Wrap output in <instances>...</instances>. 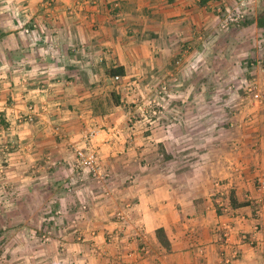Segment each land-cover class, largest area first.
Segmentation results:
<instances>
[{
	"label": "crops",
	"instance_id": "crops-1",
	"mask_svg": "<svg viewBox=\"0 0 264 264\" xmlns=\"http://www.w3.org/2000/svg\"><path fill=\"white\" fill-rule=\"evenodd\" d=\"M6 1L0 29L12 46L1 54V77L18 109L5 111L39 113L14 126L23 143L9 166L20 172L9 174L23 183L17 194L35 201L38 224L56 212L65 226L47 247L34 250L31 237L21 239L30 244L18 258L28 262L33 250L55 264H264V215L254 245L238 243L252 229L256 169L264 170V99L257 104L231 92L253 82L264 93V71L255 69L256 59L264 61V29L257 26L264 0H55L48 9L44 0ZM234 12L242 19L230 23ZM173 63L183 81L198 77L193 82L213 66V77H227L231 88L225 95L181 91L185 101L167 111L175 121L160 124L142 113L128 123L140 108L119 104L101 113L93 105L144 78L176 77ZM107 65L123 68L120 83ZM90 130L106 175L100 181L72 166L73 148L84 146ZM34 217L17 225L30 226ZM227 226L234 257L221 241Z\"/></svg>",
	"mask_w": 264,
	"mask_h": 264
},
{
	"label": "rangeland",
	"instance_id": "rangeland-1",
	"mask_svg": "<svg viewBox=\"0 0 264 264\" xmlns=\"http://www.w3.org/2000/svg\"><path fill=\"white\" fill-rule=\"evenodd\" d=\"M2 1L4 0H0V12H2L5 9V5L7 3L6 0L5 2ZM3 36L4 34L1 32L0 29V57L2 56L1 54L4 52L3 49L5 45L12 46L9 43L5 44L2 42ZM11 51L13 50H10L9 52ZM11 54L13 53L11 52ZM14 57H16V51L15 54L13 55V58L11 57L10 60L11 63H14L16 59ZM257 61H258L257 68L255 69L260 71L262 68L263 69L262 71H264V67H263L264 61L261 63L260 61L262 60L256 59V62ZM173 64L170 66L169 70L171 71V73H174L176 77H168L172 80L167 81L168 78L156 77L153 80L149 79V81H147L144 78L140 81V83L131 86V88L125 90L123 93L119 95L117 94L115 96L112 93L111 94L108 93L100 98L97 97L98 99L94 98L93 105L98 106L100 108L102 107L107 111L111 109L114 105H119V104L130 108L131 107L140 108L139 113L134 112L131 115H129V120L127 121L128 123L134 122L135 119L138 120L142 113L144 117L147 118V121L151 122L152 120L160 124L161 122L164 123L169 122L170 118H172V120L175 121L174 116L168 114L167 111L174 105L177 106L179 103H180L179 105H181L180 101L184 99L182 96H179L181 91L185 90L188 92V91H194V89H196L203 91L202 93L204 94L207 93V91L211 90V91L223 92L222 95H225L224 92L228 91L231 88L232 83L229 82V79L227 80V77H218V76L213 77V74L215 73L213 66L203 68V70H201L202 77H200V80H198L199 82H193V78H196L197 80L198 77H188L186 81H183L182 79H185V77H182L181 74L179 73V69H178L179 66L176 63ZM243 67L246 68V65H244ZM3 68H4L3 62L0 60V264H55V262H52L54 259H51V263H49V258L46 256L44 257L45 259L44 258L37 259V257H34L33 250H31V253L26 252V254L31 255V256L29 255L27 256L28 262H25L24 260L21 261L22 258H18L20 255H22L21 252L24 249H27L28 244H30V241L28 242V240H25L27 243L22 242L24 237L27 238L31 237V244L32 246L34 245L32 249L34 250L36 249L35 247L37 244L47 247V245L49 246L54 241V234L57 233L59 228L64 225L61 222V218H60L61 215L56 212L52 213L51 215L52 219L50 220L51 221L50 223L47 224L42 223L41 225L38 224L37 219H35L37 216L34 217V214L37 215V211H34V206H33L35 201L32 198H31L32 201H30L29 199L30 197H27L26 199L25 197L22 198L24 196V194H22L23 192L21 194H17L19 193L20 190H18L16 187H18V185L22 186L23 183L21 182V180H19L18 177L14 178L11 177V174H9V173L16 174L17 172H20L17 166L12 167L9 165L14 163L12 158L10 157L17 155V151H19V145L23 143L21 138L22 134L19 137L18 134L19 130L16 129V127L14 126L23 123L20 120L21 118L19 119V117L22 116L23 118L25 115L21 114L22 112H20L19 110L18 112H14V113L12 112V114L10 113L8 115L7 112L5 111L6 108L8 109L10 107H13L12 109H16V110L18 108H17L16 99L13 96L15 91L13 90V92L11 91L9 93H7L6 91L7 90L6 86L8 85L9 82H7L8 77H1V75L5 72V70L3 71ZM113 69H117V68H112L110 65H107L105 67L106 74ZM251 71L252 70L244 73H249L248 76L251 77L250 75ZM191 73H193V70H191ZM10 78L13 80L15 77H10ZM214 78L216 80L219 79L221 81L217 82ZM224 79L225 81H223ZM120 81L118 83H120ZM238 84L239 83L236 84L237 88L231 89V92L234 90L235 94L236 93L242 94L244 92V88L238 87ZM211 85H213V87ZM202 97L203 99H205V96ZM188 100H190V98H188L187 101ZM202 102H204V100H202ZM224 102H225V97H223L222 100L221 99L218 100L219 104H224ZM33 109L35 110V112H38L36 108ZM42 111H44V109ZM31 116L32 119L35 118L37 119V116L34 118L32 113ZM40 116H42V114ZM11 117L14 118L9 119ZM15 120L17 123H12V121ZM162 130L163 129H159L158 131L159 137L161 136ZM50 133H52L51 135L58 139L59 138L64 139L62 132L50 131ZM31 152L32 151H30L29 153ZM9 158L11 160L8 161ZM79 174H83V173L79 172ZM34 175L38 176L40 174L36 173ZM30 177L33 176L31 175L28 176V178ZM28 178L27 180L31 181ZM11 184H17V185L10 187ZM35 198L37 199L36 196ZM41 212H44V210H42ZM47 215L50 214L48 213ZM27 217H34L30 221L31 223L30 226L21 227L22 225L21 226L17 225V223H19L21 219ZM81 239L82 238L79 239L77 238L75 242L81 244L82 243ZM62 244L59 243V245H61L58 246L59 253H63L62 250L65 246H63ZM37 255H39V253ZM11 256H13L14 258H10Z\"/></svg>",
	"mask_w": 264,
	"mask_h": 264
},
{
	"label": "built area",
	"instance_id": "built-area-1",
	"mask_svg": "<svg viewBox=\"0 0 264 264\" xmlns=\"http://www.w3.org/2000/svg\"><path fill=\"white\" fill-rule=\"evenodd\" d=\"M55 2V0H44L42 2V7L44 9H48L52 6V4ZM242 19V16L240 13L234 12V14L230 13V15L227 18V21L230 23L238 22ZM121 80L119 76L113 77V81L115 83H118ZM244 92L248 94L251 98L254 99V101L257 104H260L263 102L264 99V93L259 91V88L255 83H246L244 85ZM34 117H38V112H35L33 108L29 110ZM28 112L24 117H19V119L23 123L31 122L32 116L31 113ZM23 119V120H22ZM95 135L94 130H90L87 133H85L83 137L84 146L83 147H77L74 149V158H73V168L83 174L91 175L95 180L100 181L103 180L106 175L105 173L102 174L101 171V165L100 160L98 157V153L94 146L91 144V138ZM255 191H256V197L253 201V205L255 206L256 210L254 213V216L252 217L253 225L252 229L248 233H242L240 235V238L238 239L239 244H247L249 246H253L256 240V234L259 231V221L260 217L264 215V170H257L256 169V178H255ZM220 204V203H219ZM84 208V207H83ZM82 208V209H83ZM118 219L120 221L123 220V217L121 215H117ZM246 218L242 217L241 220H245ZM231 227L227 226L225 231L222 234V244L225 248H230L232 250V256L234 257L236 255V250L234 249L236 246L232 245L231 242Z\"/></svg>",
	"mask_w": 264,
	"mask_h": 264
},
{
	"label": "trees",
	"instance_id": "trees-1",
	"mask_svg": "<svg viewBox=\"0 0 264 264\" xmlns=\"http://www.w3.org/2000/svg\"><path fill=\"white\" fill-rule=\"evenodd\" d=\"M257 26L260 27V28H263V29H264V14L260 15V16L257 18ZM108 75H109L110 77L119 76V77L121 78V76L124 75L123 68L119 67V68H117V69H113V70H111L110 72H108ZM101 111H102V112H101ZM101 111H100V112L103 113V111L106 112L107 110H106V109H103V108L101 107ZM89 177H92V176L89 175ZM230 201H231L232 206L234 207L235 203H234V198H233L232 195H230ZM250 206H252V208H251V212H252L253 215H254L256 208H255L254 205H250ZM156 234H157V238L159 239V241H161V243L163 244V246H165L166 243H164V241H162V238H163V237H162V236H163V235H162V231H161V230H158V231L156 232Z\"/></svg>",
	"mask_w": 264,
	"mask_h": 264
}]
</instances>
